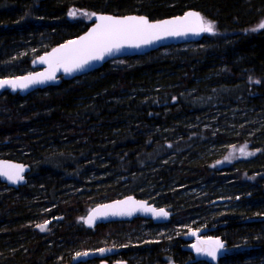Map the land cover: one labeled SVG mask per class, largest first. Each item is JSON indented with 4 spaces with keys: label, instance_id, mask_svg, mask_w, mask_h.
Wrapping results in <instances>:
<instances>
[{
    "label": "trees",
    "instance_id": "1",
    "mask_svg": "<svg viewBox=\"0 0 264 264\" xmlns=\"http://www.w3.org/2000/svg\"><path fill=\"white\" fill-rule=\"evenodd\" d=\"M188 9L215 33L27 96L0 92V158L31 167L18 190L0 182V264H97L76 259L102 247L128 264H264V0H0V78L85 31L71 12ZM126 195L171 220L85 227L93 206ZM189 231L225 253L195 258Z\"/></svg>",
    "mask_w": 264,
    "mask_h": 264
},
{
    "label": "water",
    "instance_id": "2",
    "mask_svg": "<svg viewBox=\"0 0 264 264\" xmlns=\"http://www.w3.org/2000/svg\"><path fill=\"white\" fill-rule=\"evenodd\" d=\"M188 12L199 13L200 16L203 18L202 13L196 9H188L179 15H175L167 18L155 19V20H151L146 15H139V14L113 15L107 13H95L93 15V21L90 23L88 28L85 31H83L81 34L55 45L50 50L34 58L32 61L33 70L31 72L18 76L0 78V81H13L16 83V87H13L11 84H4L2 87H0V92L8 91L11 94H19L21 96H27L37 90H43L52 86H57L61 83L62 80H72L76 77H80L82 75L91 73L97 69H100L103 65H105L106 63L112 60L125 58V57H132V56H142L168 46L197 43L204 38L205 32L185 30L184 34L182 35H161L160 39H154L149 44L141 43L139 47L130 46L128 43H124L123 46H121L120 48L118 49L113 48L112 51L105 53L103 59L90 60L89 63L85 64L82 68L76 69L71 72H66L63 67H59L58 70H56L54 73V79L40 78L43 79V82L28 83L27 87H20L21 83H26V81L23 80L24 77H29V76L37 77V74H41V73L47 75L51 70L50 61H54V58L52 57L53 51L55 49H60L61 46L63 45L69 44L70 41H79L81 37L87 36L89 32H91L94 28H96L98 24L101 23V21L99 20L100 16H111L120 19H123L125 17H144L148 20L149 23L156 24L162 21L174 20L178 17H183ZM196 23L197 22L195 21V19H193L190 22L189 27L194 28ZM53 66H54V62H53ZM12 166H18L19 168L23 169L20 172V176L22 177V179L13 182L12 180H9L7 176L0 175V182L5 184L9 188L18 190L19 188L27 185L28 182L27 175L31 171V167L24 162L15 161L7 158H0V170H5L9 172L17 171V168ZM129 198H131L132 201L142 202L145 207L141 208L138 205L135 206V210H132L130 215L111 214L113 211H122L126 213L127 211L131 210L133 207L131 204L119 205L117 203L121 201H128ZM108 205H115L116 207L115 208L103 207ZM147 209H156L157 211L159 209H164L168 213V215L166 217L157 216L152 211H148ZM105 212H107L108 214L104 215L103 213ZM171 216H172L171 212L164 207L155 206L154 204L149 203L147 200L137 198L134 195H126L121 198L110 200L104 203H99L93 206L85 215L84 225L88 229H94L100 225L110 224L113 222H132L133 220L138 218L152 221L154 224L157 225H163V224H167L171 220ZM89 217H94L91 223L88 222ZM217 256H218V252L216 251L215 256H210V258L214 260L215 258H217ZM99 264H110V262L108 260H102ZM112 264H128V263L124 260H119L113 262Z\"/></svg>",
    "mask_w": 264,
    "mask_h": 264
},
{
    "label": "snow or ice",
    "instance_id": "3",
    "mask_svg": "<svg viewBox=\"0 0 264 264\" xmlns=\"http://www.w3.org/2000/svg\"><path fill=\"white\" fill-rule=\"evenodd\" d=\"M195 19L197 22L195 27H189L190 22ZM100 24L96 26L87 36L81 37L79 41H70L69 44L61 46L60 49L53 51L52 57L54 61H50V72L45 75L37 74V77H24L26 83H21L20 87H27L28 83L43 82V79H54V73L59 67H63L66 72H71L82 68L90 60L103 59L105 53L112 51L113 48H120L124 43L130 46L139 47L141 43L149 44L154 39H160L161 35H182L185 30L196 32H214V24L204 20L199 13L188 12L183 17H178L174 20H166L156 24L149 23L144 17H125L123 19L114 18L111 16H100ZM261 28H264V23H261ZM43 59V58H42ZM54 62V66H53ZM43 78V79H40ZM258 82V81H257ZM4 84H11L16 87L13 81H0V87ZM244 153V148L240 149ZM253 153H247L252 155ZM15 172L0 170V175L7 176L9 180L16 182L22 179L20 172L23 170L18 166ZM119 205L131 204V210L125 212L113 211L111 214H131L135 210V206L145 207L142 202L128 201L117 202ZM104 208H115V205L103 206ZM152 211L157 216L166 217L168 213L164 209H147ZM107 215L108 213H103ZM94 217H89L88 222L91 223ZM41 231L46 229L45 225H38ZM195 234V233H193ZM223 244L220 241H213L212 246L208 249L197 247V251H206L207 255L215 256L217 249L222 248ZM103 251V250H102Z\"/></svg>",
    "mask_w": 264,
    "mask_h": 264
},
{
    "label": "rangeland",
    "instance_id": "4",
    "mask_svg": "<svg viewBox=\"0 0 264 264\" xmlns=\"http://www.w3.org/2000/svg\"><path fill=\"white\" fill-rule=\"evenodd\" d=\"M93 15H94V13H90V12H80V13L71 12L70 13V17L71 18L79 17L80 19L85 20L86 22H90V23L93 21ZM203 18H204V20L209 21L204 16H203ZM261 23H264V18L262 19ZM260 25H259V27H260ZM213 33H215V26H214V32H212V33L205 32L206 35H212ZM191 44H193V43H191ZM191 44H183L182 46H183V48L184 47L187 48V47H190ZM172 52L173 51H171L169 49V46H168L167 48H165V49H163L161 51L160 57L161 56H167V55L171 54ZM112 62H114L117 65H127V64H129V61H127L125 58L116 59V60H113ZM2 97L3 96L0 95V98H2ZM219 146H221V145H219ZM45 224H46V229L44 230V232H47L48 231V227H49V222H46V223H43V224H40V225H45ZM37 228L40 230V228L38 226H37ZM193 233H195V234H193ZM184 239L187 240L186 248L193 252L195 258H201V259H205V260L216 262L218 260V258L225 253V243L224 242H222L219 238H216V237H207L202 232L189 231L186 235H184ZM217 240L220 241L223 244V247L217 249L218 256L214 260L211 259L209 255H207L206 251H201V252L197 251V247H200V248H203V249L210 248L212 246V242L213 241H217ZM118 251H119V249L115 248V247H102V248H99V249H96V250H87L86 252L80 253V255L78 256V258L76 260L80 259V260L84 261V260H88V259L98 258L99 260H98L97 264H99L102 260H107L105 258H107V257H109L111 255H114ZM108 261L110 263L115 262V261H112V260H108Z\"/></svg>",
    "mask_w": 264,
    "mask_h": 264
},
{
    "label": "flooded vegetation",
    "instance_id": "5",
    "mask_svg": "<svg viewBox=\"0 0 264 264\" xmlns=\"http://www.w3.org/2000/svg\"><path fill=\"white\" fill-rule=\"evenodd\" d=\"M110 264H112V263H110Z\"/></svg>",
    "mask_w": 264,
    "mask_h": 264
}]
</instances>
